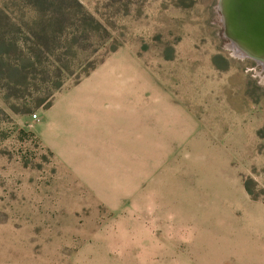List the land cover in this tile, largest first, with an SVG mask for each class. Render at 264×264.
Listing matches in <instances>:
<instances>
[{
  "label": "rangeland",
  "instance_id": "374dc122",
  "mask_svg": "<svg viewBox=\"0 0 264 264\" xmlns=\"http://www.w3.org/2000/svg\"><path fill=\"white\" fill-rule=\"evenodd\" d=\"M221 6L0 0V264H264V64Z\"/></svg>",
  "mask_w": 264,
  "mask_h": 264
},
{
  "label": "bare ground",
  "instance_id": "6f19581e",
  "mask_svg": "<svg viewBox=\"0 0 264 264\" xmlns=\"http://www.w3.org/2000/svg\"><path fill=\"white\" fill-rule=\"evenodd\" d=\"M220 5L233 50L264 64V0H220Z\"/></svg>",
  "mask_w": 264,
  "mask_h": 264
},
{
  "label": "trees",
  "instance_id": "16d2710c",
  "mask_svg": "<svg viewBox=\"0 0 264 264\" xmlns=\"http://www.w3.org/2000/svg\"><path fill=\"white\" fill-rule=\"evenodd\" d=\"M52 18H54L55 19V17H52ZM51 18V19H52ZM54 21H57V20H54ZM2 27V23H1V21H0V45L2 44V42L3 41H5L4 40V38L5 37H8V36H6V34L4 33V30L1 28ZM5 32H6V30H5ZM33 34H34V42H36V41H38V40H40L41 38H43V37H48V36H50V38L51 39H56L57 37H58V32H57V30L56 29H53V30H50V32H46L44 29H39V30H36V31H34L33 32ZM44 34H45V36H44ZM15 42H11V45H13ZM36 44V43H35ZM15 45H17L16 43H15ZM37 46H38V44H36ZM111 48H113V47H111ZM40 51H43V53H44V51L45 50H43V49H40ZM36 55H38V60H31V63H32V65H35L37 62H40V58H39V55H40V53L39 54H36ZM0 56H1V52H0ZM28 57H30V56H28ZM58 57L56 56V59H57ZM34 61H37V62H34ZM1 62V61H0ZM86 66L84 67V68H82L81 69V71L80 72H82V73H84V72H86L87 70H89L92 66H93V62L91 61H87L86 62V64H85ZM16 65H13V66H8L7 67V69H6V71H9V73H10V75H8V76H13V75H16ZM0 69H1V63H0ZM56 70H57V73H59V75L61 74H64L65 72H69V74L70 73H72L71 72V66L70 65H68V64H64V65H62L61 67H58V66H56V68H55ZM61 80L62 79H60L59 77L57 78V80L55 81V83L53 84V86H52V88H54V89H56V88H58V87H60V85H61ZM51 88V89H52ZM47 97H49V96H47ZM51 98V97H50ZM49 98V99H50ZM50 102H48V104H49Z\"/></svg>",
  "mask_w": 264,
  "mask_h": 264
},
{
  "label": "built area",
  "instance_id": "2783aa9c",
  "mask_svg": "<svg viewBox=\"0 0 264 264\" xmlns=\"http://www.w3.org/2000/svg\"><path fill=\"white\" fill-rule=\"evenodd\" d=\"M31 115H32V117L36 118L37 117V112H32Z\"/></svg>",
  "mask_w": 264,
  "mask_h": 264
}]
</instances>
